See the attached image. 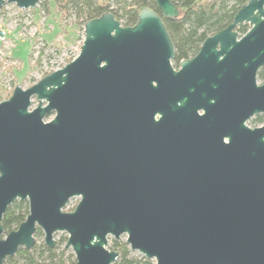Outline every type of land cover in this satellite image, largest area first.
Segmentation results:
<instances>
[{"label":"water","instance_id":"obj_1","mask_svg":"<svg viewBox=\"0 0 264 264\" xmlns=\"http://www.w3.org/2000/svg\"><path fill=\"white\" fill-rule=\"evenodd\" d=\"M83 29L77 56L0 101V264L37 228L47 247L66 232L74 264H112L108 236L121 235L154 264H264V123L245 124L264 113V0L243 3L177 69L151 8L133 25L105 11ZM15 200L28 213L5 233Z\"/></svg>","mask_w":264,"mask_h":264},{"label":"rangeland","instance_id":"obj_2","mask_svg":"<svg viewBox=\"0 0 264 264\" xmlns=\"http://www.w3.org/2000/svg\"><path fill=\"white\" fill-rule=\"evenodd\" d=\"M106 1L110 8L115 7V0ZM74 19L70 13L59 16L53 0H39L34 8H19L14 2L4 1L0 7V29L4 32L0 37V101L11 95L16 84L26 88L77 56L84 39V24L74 22ZM262 80L257 78L258 83ZM78 200L79 196L71 197L63 210L71 211ZM66 237L64 231L53 234L57 250L63 249L67 259L73 252L70 247H64ZM33 238L35 245L44 243L42 231L35 232ZM123 239L124 235L117 239L108 236L106 247L115 250L113 241ZM16 252L10 256L15 260L6 264H25ZM131 253L141 255L136 250H131ZM71 258L74 259V254Z\"/></svg>","mask_w":264,"mask_h":264},{"label":"trees","instance_id":"obj_3","mask_svg":"<svg viewBox=\"0 0 264 264\" xmlns=\"http://www.w3.org/2000/svg\"><path fill=\"white\" fill-rule=\"evenodd\" d=\"M178 8L176 17H164L155 0H115V7L110 8L106 0H53L57 14L70 13L74 22L83 24L90 18L97 17L105 11H110L124 26L133 25L140 9L151 8L158 12L166 26L174 44L175 55L173 64L195 54L205 37L215 33L231 22L233 15L247 0H171ZM248 23H240L235 29L243 34L248 29ZM257 120H262L258 118ZM28 213L25 200H15L2 216L4 232L14 229L24 220ZM37 228L36 233H40ZM113 248L118 251V258L113 264H154V260L143 255H133L125 240L113 241ZM56 244L47 247L43 242L30 248L20 247L16 254L20 255L25 264H74L69 255L64 256V250H57ZM31 251V252H30ZM33 251V252H32ZM15 260L7 257V261ZM16 264V263H14Z\"/></svg>","mask_w":264,"mask_h":264},{"label":"flooded vegetation","instance_id":"obj_4","mask_svg":"<svg viewBox=\"0 0 264 264\" xmlns=\"http://www.w3.org/2000/svg\"><path fill=\"white\" fill-rule=\"evenodd\" d=\"M243 23H246V22H243ZM249 25V24H248ZM235 29V28H234ZM236 30V29H235ZM237 31V30H236ZM238 32V31H237ZM200 47V46H199ZM199 49V48H198ZM198 51V50H197ZM197 51L195 52V54L197 53ZM195 54H193L192 56H190V57H187V58H191V57H193ZM172 65H173V67L175 68V69H177L178 67H179V65H174L173 64V61H172ZM262 78L263 80H262V82H260V83H258L257 82V78ZM256 82H257V84L258 85H260V84H262L263 82H264V63L258 68V70H257V72H256ZM203 111L202 110H200L199 111V113H202ZM158 117V115H156L155 116V118H157ZM258 118H261L262 120H257ZM247 122H250V123H253V124H255L254 126H250V125H248V123ZM263 123H264V113L263 112H260V113H256V114H254L253 116H251L248 120H246V122H245V124L248 126V127H251V128H253V127H257V126H261V125H263ZM224 139V142H228V140H227V137H224L223 138Z\"/></svg>","mask_w":264,"mask_h":264}]
</instances>
